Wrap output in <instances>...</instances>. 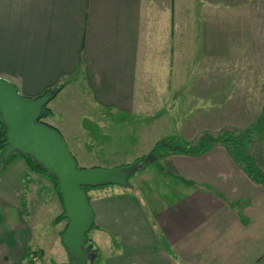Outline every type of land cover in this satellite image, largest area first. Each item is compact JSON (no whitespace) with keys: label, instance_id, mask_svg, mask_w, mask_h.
<instances>
[{"label":"crops","instance_id":"obj_1","mask_svg":"<svg viewBox=\"0 0 264 264\" xmlns=\"http://www.w3.org/2000/svg\"><path fill=\"white\" fill-rule=\"evenodd\" d=\"M174 1L0 0V76L30 98L65 81L62 91L73 88L102 109L155 110L159 91L178 79ZM193 59L188 48L185 79ZM48 107L45 121L64 135V122L77 116L62 118L58 103ZM169 158L164 170L178 184L169 200L143 198L131 185L89 194L93 229L112 250L103 264H264V185L248 175L238 151L222 142ZM2 207L10 210H0V263L24 264L29 211L0 199Z\"/></svg>","mask_w":264,"mask_h":264},{"label":"rangeland","instance_id":"obj_2","mask_svg":"<svg viewBox=\"0 0 264 264\" xmlns=\"http://www.w3.org/2000/svg\"><path fill=\"white\" fill-rule=\"evenodd\" d=\"M175 2L173 24L177 36L171 37L178 53V79L172 87L177 88L159 91L157 109L140 115L102 109L73 88L59 90L48 102L62 106V118L69 111L77 116L78 121L64 122L61 128L65 133H60L78 167L111 168L133 163L152 152L148 163L130 175L129 184L117 187L135 186L138 195L154 197L157 203L169 200L178 189L174 176L167 171L169 156L175 158L184 149L196 150L205 141L215 142L210 145L214 146L225 140L224 144L241 157L248 155L255 164L260 156V168H264V0H207L208 6L204 0ZM191 31L192 38L188 35ZM188 48L194 59L185 79ZM83 101H87L86 107ZM112 187L117 189L96 187L88 193ZM0 199L18 206L22 215L27 216L29 211L22 219L27 229L24 264H69L61 239L67 220L58 219L63 205L50 176L30 170L25 158L16 155L0 167ZM0 210L6 216L10 209ZM88 236L102 256L100 260L97 253L93 264H103L108 251L106 236L94 229Z\"/></svg>","mask_w":264,"mask_h":264},{"label":"water","instance_id":"obj_3","mask_svg":"<svg viewBox=\"0 0 264 264\" xmlns=\"http://www.w3.org/2000/svg\"><path fill=\"white\" fill-rule=\"evenodd\" d=\"M56 93L57 89L53 88L39 97H26L0 76V118L6 130L1 166L13 153L19 152L31 156L36 165L56 179L63 217L67 220L61 236L63 246L71 264H93L98 252L93 248L94 243H86V234L94 224L95 215L83 186H127L130 175L149 161L152 152L133 163L116 167H78L60 131L39 121L44 106Z\"/></svg>","mask_w":264,"mask_h":264},{"label":"trees","instance_id":"obj_4","mask_svg":"<svg viewBox=\"0 0 264 264\" xmlns=\"http://www.w3.org/2000/svg\"><path fill=\"white\" fill-rule=\"evenodd\" d=\"M64 84H65V81H63L61 84H59V85H57V87H55L56 89H57V92L59 91V90H61L62 89V87L64 86ZM51 89H48V90H46L44 93H46V92H48V91H50ZM43 93V94H44ZM42 94V95H43ZM41 96V95H40ZM39 97V96H38ZM36 98V97H35ZM52 114V112H51V110H50V108L47 106V105H45L44 106V108H43V110H42V113H41V115H40V117H39V121L40 122H43V123H46V124H48L46 121H45V119L48 117V116H50ZM50 125V124H49ZM50 126H52V125H50ZM54 127V126H53ZM57 129V128H56ZM58 130V129H57ZM59 131V130H58ZM5 132H6V130H5V126L3 125V122H2V120H1V118H0V148L1 149H3L5 146H6V138H5ZM229 139H230V137H229ZM221 142H224L225 140H220ZM215 142H211V143H209V142H207L206 143V141L205 142H202V143H200L199 145H198V147H196V150H186V149H184L183 150V152L184 153H188V154H193V153H195V154H197V153H200L201 151H203L204 149H206L207 147H209L210 145H212V144H214ZM158 145V144H157ZM156 145V146H157ZM243 150V149H242ZM1 151V150H0ZM3 151V150H2ZM2 151H1V153H2ZM242 153L244 154L245 152H244V150L242 151ZM16 155H20V156H22V157H24L25 158V161H26V163H27V166H28V168L30 169V170H33V171H36V172H39V173H45L46 174V172L40 167V166H38V165H36L35 164V162H34V160H33V158L31 157V156H29V155H24V154H21V153H19V152H15V153H13L10 157H9V159H8V161L10 160V158H12V157H14V156H16ZM242 161H243V163H244V169H245V171L248 173V175L251 177V178H253V179H255V180H257V181H259V182H262L263 183V185H264V173L261 171V169L258 167V166H256V164H255V162H254V160L252 161L249 157H248V155H246V154H244V157H242ZM148 162H146L145 164H147ZM48 175V174H47ZM48 176H50V175H48ZM50 178L53 180V182H54V184H55V188H56V191H57V193H58V195H59V198H61V196H60V192H59V188H58V184H57V181H56V179L54 178V177H52V176H50ZM108 186H114V185H106V186H101L102 187V189L103 188H105V187H108ZM98 188H100V187H98ZM83 191H84V193H86V195H87V199H88V202L90 203V198H91V196H89V191L90 190H93V189H96V188H93V187H89V186H83ZM61 200V199H60ZM61 202H62V200H61ZM63 213H64V211L61 213V215L60 216H58V219H60V218H62L63 217ZM57 218H56V220H58ZM93 228H95V224H93V226H92V228L90 229V230H92ZM88 234H89V232L86 234L87 235V242L86 243H94L93 242V240L88 236ZM85 243V244H86ZM112 247L113 248H116V247H118V242L115 240V239H113L112 238ZM94 249H96L97 250V252H98V256L97 257H100V260H101V255H100V250H99V248L94 244V247H93ZM68 258H69V256H68ZM94 263H95V261H94ZM64 264V263H63ZM69 264H71V261H70V259H69Z\"/></svg>","mask_w":264,"mask_h":264},{"label":"flooded vegetation","instance_id":"obj_5","mask_svg":"<svg viewBox=\"0 0 264 264\" xmlns=\"http://www.w3.org/2000/svg\"><path fill=\"white\" fill-rule=\"evenodd\" d=\"M57 94V93H56ZM4 149H5V147L3 148V151H4ZM3 151H2V153H3ZM2 153H0V167H2L1 166V155H2Z\"/></svg>","mask_w":264,"mask_h":264}]
</instances>
